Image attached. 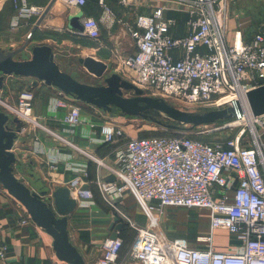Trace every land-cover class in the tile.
I'll list each match as a JSON object with an SVG mask.
<instances>
[{"label": "built area", "instance_id": "built-area-1", "mask_svg": "<svg viewBox=\"0 0 264 264\" xmlns=\"http://www.w3.org/2000/svg\"><path fill=\"white\" fill-rule=\"evenodd\" d=\"M87 1L56 0L39 27L67 28L96 41V49H101L103 21L109 18L112 23L116 21L107 0H99L102 9L99 18L81 17L82 29L55 22L52 9L83 11ZM119 1L123 5L133 2ZM163 1L164 4L153 6L151 12L124 22L134 50L126 53L114 47L112 54L120 68L131 71L123 74L126 79L153 97L198 105L205 110L229 107L239 100L244 116L236 119L251 118L254 126H264V115H253L247 101V92L264 84V30L259 29L251 39L245 40L238 26L230 42L224 12L233 0H186L191 7L187 10L172 8L171 0ZM12 2L16 25L23 18L34 17L37 21L47 8L30 0ZM172 10L188 13L182 35L174 33L180 20L169 14ZM59 92L53 106L67 110L63 122L71 127L85 122L83 109L75 102L78 99L70 100L66 93ZM32 99L33 93L26 90L18 103L8 108L21 120L30 119ZM230 121L220 127L232 125ZM100 133L96 138L98 143L118 142L114 149L117 176L113 180H101L100 187L114 213L113 218L118 217L123 226L131 227L134 237L127 248H124L121 228L115 229V237L93 239L91 244L101 249L96 264H264V151L259 144H244L241 133L212 140L182 133L133 136L115 121L104 123ZM40 150L38 146L36 151ZM94 159L102 165L103 160ZM56 164L57 158L52 157V170ZM77 170L79 173L69 181L68 188L77 204L88 206L93 192L83 179L87 170L83 166ZM130 191L150 212L161 214L169 206L210 210L211 231L198 238L206 243L193 245L186 237L167 235L156 224L138 223L120 206ZM47 194L52 198L50 191ZM0 196L18 204L19 225L38 226L22 202L1 181ZM220 228L238 240L231 250L213 246L212 232ZM9 249L7 243L0 241V264L8 263Z\"/></svg>", "mask_w": 264, "mask_h": 264}, {"label": "crops", "instance_id": "crops-1", "mask_svg": "<svg viewBox=\"0 0 264 264\" xmlns=\"http://www.w3.org/2000/svg\"><path fill=\"white\" fill-rule=\"evenodd\" d=\"M30 1L36 5L48 6L52 0ZM161 1L154 6L162 5ZM52 11L57 24H62L64 27L69 26L68 17L73 10L68 11V9L56 7ZM83 12L84 15H92V13ZM176 12L186 14L180 11ZM15 14L12 0H0V50L8 52L23 48L22 52L18 53L14 59L25 60L31 58L33 46L51 45L58 65L62 70L77 78L73 73L75 71L73 67L70 64L67 65L55 51L57 47L61 51L60 48L72 41L70 35L66 33H75L67 28L48 30L42 26L34 30L33 18H23L20 24L16 25L14 24ZM114 15L115 22L112 23L109 18L102 23L101 40L103 47L99 50L96 49L97 42L95 41L91 50L95 58L106 62L109 68L112 67L113 70L123 75L124 73H131V71L120 68L112 54L113 49L120 47L124 52L131 53L134 47L132 39L125 30L124 22L126 20L118 17L115 13ZM176 17L180 20V24L174 33L182 35L186 29V18ZM232 22L234 23V31L227 34L230 42H233L238 26L241 27L245 40L251 39L259 29H262H257L258 25H254L252 20H248V17L239 16L236 21ZM230 24L233 26L231 19L228 21V27ZM50 42L56 43L55 46L57 47H54ZM123 76L126 78V75ZM26 90L33 93L31 101L33 109L30 119H22L24 126L14 143L13 151L17 158L16 164H23L27 169L36 172L40 180L50 189V193L60 186L68 187L69 181L78 175L77 169L81 166L86 167L87 175L83 179L85 186L93 192V198L88 206L77 204L75 211L69 216L68 230L71 241L83 254L86 264H96L101 256V249L93 246L91 241L112 235L117 225L114 223V213L111 206L100 187L101 180H113L117 176L118 171L114 162V149L117 144L116 142L101 144L96 141V138L101 135V126L108 120L97 112L98 108L94 106L92 109L85 107L83 115L87 118L86 121L75 127L68 126L63 122L67 110L55 109L53 106L54 100L60 95L59 88L46 85L39 80L35 82L32 77L14 74L5 76L3 87L0 89V96L3 98L0 109L9 112L10 116L13 117L14 115L8 106L16 105L20 95ZM67 98L74 100L75 97L67 94ZM99 109L110 113V111ZM38 146L42 150L36 151ZM52 157L57 158L55 170L50 167ZM94 157L103 160L102 165H99ZM17 176L21 177L22 174L17 173ZM10 200L6 196H0V241L7 243L10 248L7 264L66 263L58 259L53 247L54 239L44 228L18 224L15 202ZM134 203L138 204L139 202L135 193L130 191L120 201V206L124 212L129 210L128 216L138 220L139 211L138 209L133 210ZM133 204L134 206H132ZM202 214L204 220H210V210H203ZM207 233L209 234V232ZM212 234L213 246L217 249L231 250L234 245L238 244V240L226 229L214 230Z\"/></svg>", "mask_w": 264, "mask_h": 264}, {"label": "water", "instance_id": "water-1", "mask_svg": "<svg viewBox=\"0 0 264 264\" xmlns=\"http://www.w3.org/2000/svg\"><path fill=\"white\" fill-rule=\"evenodd\" d=\"M55 1L52 0L47 6L46 11L34 26V30L39 27ZM83 15L84 12L81 9L74 8L68 17L69 26L73 29H82L80 19ZM22 50L23 48L8 52L0 50V89L3 87L5 76L14 74L32 77L35 82L43 81L46 85L57 87L88 105L106 111H112L116 107L123 113L137 115L153 107L165 111L181 123L195 126L244 116L243 105L239 100H235L229 107L210 109L204 113H192L175 107L162 98L145 95L142 88L117 72L105 77L102 85H91L79 81L58 65L51 45H35L31 49L30 59H14ZM80 62L89 73L100 78H103L109 69L106 62L94 56L80 58ZM125 90L134 91V95H124ZM2 101L3 98L0 96V104ZM247 101L253 115H264V84L251 88L247 92ZM140 102H145V105H141ZM23 126L24 123L20 118L11 117L9 112L0 109V181L13 197L22 202L34 222L53 237V247L59 260L69 264H86L83 254L71 241L68 230L69 216L77 207V200L71 190L66 186L56 188L52 192V207L43 197L48 193L49 188L40 180L36 172L28 168L24 180L15 173L14 164L17 158L13 147ZM114 223H117L115 229L123 227L118 217H114ZM112 236L115 237L116 232Z\"/></svg>", "mask_w": 264, "mask_h": 264}, {"label": "rangeland", "instance_id": "rangeland-1", "mask_svg": "<svg viewBox=\"0 0 264 264\" xmlns=\"http://www.w3.org/2000/svg\"><path fill=\"white\" fill-rule=\"evenodd\" d=\"M158 3H160V0H133V2L129 5H123L120 3L119 0H107V4L111 7L113 12L118 17L128 22L133 21L139 14L151 12L153 6ZM161 3L164 4V1L162 0ZM170 6L174 9L178 8L182 10H187L191 8L189 5H187L186 0H171ZM88 7L90 12L95 9L96 11H94L92 15L96 18H99V14H101L102 9L100 8V6L94 3V0H90ZM180 12L186 14H179L176 11L174 12L173 10L170 11L169 14H174L175 16L182 17L184 19L187 18V12ZM236 14H239L243 18L248 17L249 21L252 20V23L254 25H258L257 29H264V0L230 1V3L225 8L224 12L226 21H229L231 19V23L233 24V26L230 24V26L227 27L228 32L234 31V23L232 21H236ZM37 21H35V25ZM47 29L49 30L51 28ZM66 34L70 35L72 41L67 42L63 48H60L61 51H59V47L55 46L56 43H50L54 47L58 48L55 49L58 54V57H62L67 65L70 64L73 67V69L75 70L73 73L77 77L76 79L91 85H102L104 84V78L110 76L111 73L117 72L122 75V73L113 70L112 67L108 69L103 78L96 77L95 75L90 74L86 70L84 65L80 62V58L86 56H93L91 49L94 47V43L78 34H72L70 32ZM144 94L147 96H151L147 92H144ZM124 95L133 96L134 91L125 90ZM75 102L79 104L83 110L85 107L91 109L93 108L90 107L91 105L89 106L87 103L81 100H76ZM166 102L182 110L189 111L192 113H204L206 111L202 106L191 105L185 102H180L176 100H166ZM140 104L145 105V102H140ZM97 110V112L100 113L101 116L106 117L108 121H115L119 123L129 134L133 136L182 133L202 138L205 140H212L215 138L232 137L241 133V139L244 144H250L252 146L259 144L261 146V149L264 151V126L256 124L254 126L250 122V120L248 121L232 118V121L230 122H232L233 124L228 125L226 127H220L227 122L226 120H218L212 125L211 123L208 124V128H206V124L195 126L188 123H181L172 118L165 111L153 107L147 108L145 111H141V114L137 115L123 113L119 108L116 107H114L112 111H110V113L103 112L99 108ZM212 126H214L213 129ZM254 132L256 133V135L254 134ZM14 166L16 175L17 173L22 174V176L19 177L20 179L24 180L26 177L25 174L27 167L19 163H15ZM25 182L29 184L27 180H25ZM49 195L51 194H45L43 195V197L53 207L52 198L49 197ZM14 204L17 208L18 204ZM134 204L132 206H134ZM137 209L139 211V216L137 217L138 220H136L138 223L157 224L158 228L162 232L169 234L170 236L186 237L193 245L200 246L206 243L203 241H199L198 239L201 236H207V232H210L211 230L210 220L203 219L204 216L202 213L203 210H206L205 208L188 209L169 206L166 207L164 212L160 214L156 212H150L145 206L138 203L135 204V206L133 207V210L136 211ZM128 211L129 210H127V212ZM127 212L125 213L127 214ZM129 230L133 232V229L131 227H129Z\"/></svg>", "mask_w": 264, "mask_h": 264}, {"label": "trees", "instance_id": "trees-1", "mask_svg": "<svg viewBox=\"0 0 264 264\" xmlns=\"http://www.w3.org/2000/svg\"><path fill=\"white\" fill-rule=\"evenodd\" d=\"M89 2H90V0H88L87 1V4L83 7V11H85L86 13H88V14H93V12L94 11H96L95 9H93V11L92 12H90L89 11ZM94 3L95 4H97L98 6H99V0H94ZM33 20H34V22H35V20H36V18H34L33 17ZM263 29V28H262ZM264 30V29H263ZM82 36V35H81ZM84 38H87V39H90V38H88V37H86V36H83ZM93 43H95V41L94 40H92V39H90ZM224 120H226V121H228V120H231V119H223V120H221V121H224ZM173 134V133H172ZM154 135H158V134H154ZM140 136H149V135H140ZM118 142H116V144H117ZM106 144V143H105ZM120 231H121V235L124 237V239H125V247L124 248H127V246H129V244L131 243V241H132V239H133V237H134V231L133 232H131L130 230H129V226L127 225V224H124V226L120 229Z\"/></svg>", "mask_w": 264, "mask_h": 264}, {"label": "bare ground", "instance_id": "bare-ground-1", "mask_svg": "<svg viewBox=\"0 0 264 264\" xmlns=\"http://www.w3.org/2000/svg\"><path fill=\"white\" fill-rule=\"evenodd\" d=\"M247 120L249 121L250 120V122L253 124V122H252V120H251V118H247ZM240 121V120H239ZM238 122V121H237ZM254 125V124H253Z\"/></svg>", "mask_w": 264, "mask_h": 264}]
</instances>
